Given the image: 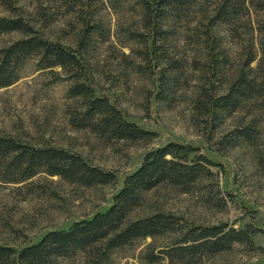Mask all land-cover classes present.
Listing matches in <instances>:
<instances>
[{"label": "rangeland", "instance_id": "374dc122", "mask_svg": "<svg viewBox=\"0 0 264 264\" xmlns=\"http://www.w3.org/2000/svg\"><path fill=\"white\" fill-rule=\"evenodd\" d=\"M157 1L0 0V17H22L44 39L76 53L79 82L154 135L108 141L75 128L70 113L80 99L68 92L77 80L29 59L19 79L0 90V135L79 155L116 181L85 187L46 172L21 183L0 178V246L19 252L49 232L106 212L149 152L177 143L196 149L192 158L212 161L211 178L187 193L170 184L145 193L130 219L164 213L188 227L252 231L251 242L197 262L150 263L148 255H159L171 239L148 237L107 256L79 252L60 264H264V90L234 111L213 108L242 73L264 86V0H247L227 22L214 21L219 0H196L189 11L165 17ZM20 38L3 35L0 48ZM246 128L251 138L241 137Z\"/></svg>", "mask_w": 264, "mask_h": 264}, {"label": "trees", "instance_id": "16d2710c", "mask_svg": "<svg viewBox=\"0 0 264 264\" xmlns=\"http://www.w3.org/2000/svg\"><path fill=\"white\" fill-rule=\"evenodd\" d=\"M196 0H158L157 8L163 17L187 12ZM247 0H219L214 21H230L245 6ZM262 4L261 7L264 6ZM146 8L150 11L149 4ZM18 33L21 38L0 48V90L13 85L26 62L38 58L41 69L62 68L77 82L68 95L80 99V106L71 111V123L77 129L110 140L141 141L154 135L135 123L127 121L121 111L107 98L96 97L93 89L79 82L82 65L76 53L58 43L44 39L29 21L22 17H0V37ZM263 87L248 74H240L227 91L214 99V109L234 111L243 102L260 95ZM241 137L251 138L249 128L240 131ZM190 146L170 143L149 152L140 168L125 180L123 189L115 196L113 205L104 213L75 223L68 230L47 233L41 241L21 249L0 246V264H60L63 258L79 252L96 251L107 256L110 251L132 244L137 239L165 237L171 244L159 255H148L150 263L166 258L172 262L192 263L207 256L230 250L237 243H250L251 232L227 225L188 227L180 217L155 213L131 220L132 213L142 206L144 194L163 184L190 192L205 179L211 178L212 161L196 155ZM40 172L85 187L107 185L116 181L115 174L90 165L83 157L55 147H35L13 137L0 135V178L7 183H21ZM254 234V233H253Z\"/></svg>", "mask_w": 264, "mask_h": 264}]
</instances>
